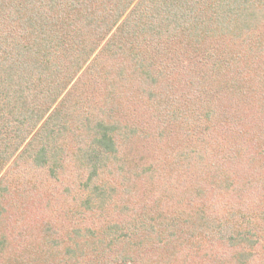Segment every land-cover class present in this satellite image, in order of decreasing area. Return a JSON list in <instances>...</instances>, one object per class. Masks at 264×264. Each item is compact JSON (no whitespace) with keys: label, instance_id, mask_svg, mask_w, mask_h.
<instances>
[{"label":"trees","instance_id":"1","mask_svg":"<svg viewBox=\"0 0 264 264\" xmlns=\"http://www.w3.org/2000/svg\"><path fill=\"white\" fill-rule=\"evenodd\" d=\"M0 264H264V0H0Z\"/></svg>","mask_w":264,"mask_h":264},{"label":"rangeland","instance_id":"2","mask_svg":"<svg viewBox=\"0 0 264 264\" xmlns=\"http://www.w3.org/2000/svg\"><path fill=\"white\" fill-rule=\"evenodd\" d=\"M239 169V172H241V170L242 171H245V172H248V174H249V176L250 175H253V167L252 166H250V165H248V164H245V165H243V167L241 166V167H239V166H237ZM252 196L254 197V199H250L247 203L250 205V206H253V205H255V203H256V200H255V198H257V196L256 195H254V193L252 194ZM249 197V196H248ZM247 197V198H248ZM222 200H223V202L225 203V201L226 202H233V203H235L236 202V200H234V198L233 197H231V196H227L226 198H222ZM224 207H226V206H223V208L222 209H224ZM212 251L214 252V253H216V252H219V253H226V254H228L229 253V250H227V249H223L222 247H213V249H212Z\"/></svg>","mask_w":264,"mask_h":264}]
</instances>
